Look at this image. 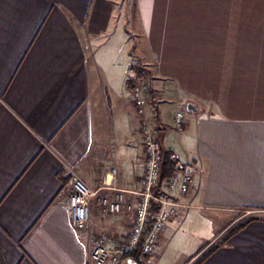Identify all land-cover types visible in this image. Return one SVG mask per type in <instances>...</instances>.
Returning <instances> with one entry per match:
<instances>
[{"label":"crops","instance_id":"obj_1","mask_svg":"<svg viewBox=\"0 0 264 264\" xmlns=\"http://www.w3.org/2000/svg\"><path fill=\"white\" fill-rule=\"evenodd\" d=\"M130 69L164 156L192 169V207L162 232L204 237L182 264L249 214L200 264H264V0H0V264H94L95 240L130 232L146 172ZM72 174L95 193L85 227Z\"/></svg>","mask_w":264,"mask_h":264},{"label":"built area","instance_id":"obj_2","mask_svg":"<svg viewBox=\"0 0 264 264\" xmlns=\"http://www.w3.org/2000/svg\"><path fill=\"white\" fill-rule=\"evenodd\" d=\"M151 87L145 77L136 79L135 84L130 88V94L136 105L137 112L141 116L140 133L146 152V172L143 178L142 188L137 191L138 199L133 206L134 222L130 232L118 241L109 237L107 234L95 240L91 250V259L94 264H125L126 256L141 242L142 252L138 257V262H145L157 244L159 234L164 230L167 222L174 218L182 209L189 210L191 203L183 201L193 182L191 173L183 175L173 174L164 181L167 184V195L163 194L160 187L164 164V154L162 145L156 137V132L151 126L148 113V95ZM184 114L178 112L175 122L181 127ZM173 161H178L179 156L171 155ZM111 174L115 175L116 170L112 169ZM95 193L88 185L75 174H72L69 183L68 204L72 223L77 227H85L89 221V205ZM126 207L122 195L117 197L116 202L107 206L111 213H117ZM248 213H250L248 211ZM150 224V228L147 226Z\"/></svg>","mask_w":264,"mask_h":264},{"label":"rangeland","instance_id":"obj_3","mask_svg":"<svg viewBox=\"0 0 264 264\" xmlns=\"http://www.w3.org/2000/svg\"><path fill=\"white\" fill-rule=\"evenodd\" d=\"M189 103L190 102L184 104V107L181 108L182 110H180V112H184V115H188L190 113V111H188ZM183 172L184 171H180L179 173ZM224 220L225 217H222L220 221H210L208 223L209 225L206 224L205 226V234L207 235L210 231H216L218 227L221 228L223 226ZM171 231H167V235L166 233H162L163 231L159 234V238L157 240L156 248L153 254V260L156 264H182L190 255L191 252L189 249L192 248V245L193 248L200 245L203 240L202 238H204L202 236H198L195 229L189 231L184 227V232L181 230H177V233L174 232L175 234H173V230ZM161 234H163L162 237H160Z\"/></svg>","mask_w":264,"mask_h":264},{"label":"trees","instance_id":"obj_4","mask_svg":"<svg viewBox=\"0 0 264 264\" xmlns=\"http://www.w3.org/2000/svg\"><path fill=\"white\" fill-rule=\"evenodd\" d=\"M136 77H137V71L135 69H130V78H129V83L134 85L136 82ZM164 164H163V171H162V177L161 180L163 181L167 177L171 176L173 172L177 170L178 164L176 161H169L170 160V155L165 154L164 156ZM168 162H171L170 164ZM167 164L169 165V173L167 172L166 166ZM258 219L257 216L255 215H247L244 217L242 220L236 222L232 226H230L214 243H212L205 251H203L195 260L192 264H200L202 263L205 259H207L212 253H214L217 249H219L221 246L226 244L229 239L236 234L238 231L242 230L244 227H246L250 222L253 220ZM151 222H149L147 229L150 228ZM145 236V234H144ZM144 236L142 237L141 242L144 239ZM141 242L139 245L133 250L132 253H130L128 256H126V259H132L136 261L138 257L141 255L142 248H141Z\"/></svg>","mask_w":264,"mask_h":264},{"label":"water","instance_id":"obj_5","mask_svg":"<svg viewBox=\"0 0 264 264\" xmlns=\"http://www.w3.org/2000/svg\"><path fill=\"white\" fill-rule=\"evenodd\" d=\"M197 107L193 104H189L188 105V111H196ZM177 170L178 171H185L186 173H190L192 172V169L190 167H185L183 164H178L177 166ZM134 260L132 259H128V263L131 264V262H133ZM134 264H137L136 262Z\"/></svg>","mask_w":264,"mask_h":264}]
</instances>
